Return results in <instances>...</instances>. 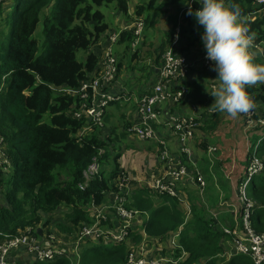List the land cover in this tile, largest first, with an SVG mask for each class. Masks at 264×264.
Listing matches in <instances>:
<instances>
[{"label": "trees", "instance_id": "16d2710c", "mask_svg": "<svg viewBox=\"0 0 264 264\" xmlns=\"http://www.w3.org/2000/svg\"><path fill=\"white\" fill-rule=\"evenodd\" d=\"M6 1L0 0V137L4 138L0 144L5 146L4 150L11 159L12 167L8 175L2 177L4 166L0 165V183H5L4 192L1 191L0 196V244L8 236L18 234L28 226H31V232L36 236L43 237L42 230L45 229L47 233H52L49 224L56 219L53 218L54 214L60 211L64 214L57 225L71 234L82 222L94 221L95 218L87 214V207L93 200L96 204H101L107 200L108 194L115 192L119 197H125L128 210L134 208L146 215L144 222L142 226L132 225L131 242L122 240L116 243H97L88 240L81 247L79 264H125L131 243L138 244L147 238L146 243L150 247L152 242L179 227V247L169 250V254L178 258L182 250H186L188 256L176 264H221L220 255L224 252L225 241L231 238L224 232L223 226L233 225L235 215L232 209L227 211V207L221 205L229 203L232 192L238 197L239 187L246 179L243 172H240L235 181L230 180L223 172L218 171L221 163L216 161L215 169L219 174L217 181L212 178L210 160L205 158L207 165L199 169L204 176L212 178L213 186L206 184L204 198L196 188L184 187L191 207L187 220L183 202L170 193L137 185L126 194L124 187L120 185L122 167L117 161L120 153L115 156L116 164L113 169L107 171L110 151L115 148V139L119 138V134L112 136V133H116L118 124L111 127V135H106L111 113L106 111L104 114L102 128L84 116L74 115L80 102L85 101L81 93L73 95L56 92L54 89H78L98 69L100 53L90 49L92 46L98 47L96 44L109 29L106 14L101 10L103 5L112 4L116 11L126 16L132 14L133 17L137 15L143 18L144 15L143 40L146 38L145 26L154 28L162 6L170 2L181 5L177 14L171 15V25L159 44L158 54L153 56L154 62L157 63L161 53L173 43L179 22L182 32L176 50L189 57H200L205 52L200 40L202 28L193 17L186 14L188 6L180 0H141L133 13L129 11V0H11L13 2L8 8L5 7ZM225 2L239 7V18L242 19L240 23L253 36V46L260 48L259 52L252 55L253 60L264 64V4H258L257 0ZM191 6L193 9L199 7L195 0H192ZM152 7L153 14L147 12ZM182 9L185 10L180 16ZM255 14L257 16L253 18ZM41 19L44 40L33 36ZM134 39L135 27H130L120 31L117 43H124V53H127L130 52ZM138 49L139 47L135 49L132 56L135 59L138 58ZM79 50H89L83 61L78 59ZM122 66L123 60L119 59L117 77ZM157 67L159 66L151 69L152 75L144 86L152 83ZM204 74L216 75L212 70L205 69ZM186 83L191 86L188 79ZM246 90L254 105V117H264V83L247 86ZM121 91L133 94L132 90ZM117 103L119 101L111 104ZM181 111L185 112L184 109ZM205 112H202V124L197 128L205 135L198 144L204 151L209 147L207 133L215 130L222 120L221 112L215 111L208 115ZM46 113L50 115V122L43 120ZM239 115L243 120L245 138L251 135L247 164L251 153H255L263 162V169L254 174L249 182L247 196L255 203L251 212L252 226L257 232H264V126L247 129L245 115ZM88 123L94 126L92 130L79 136V131ZM258 140L261 142L255 150ZM100 149H104L101 154ZM95 155L99 158L100 174L81 188L79 184L84 181V170ZM61 174H65V178L60 179ZM213 189L216 192L213 193ZM222 192L223 199L220 198ZM242 210L241 203L240 214L237 215L241 222ZM66 222H71L75 229L66 226ZM118 223L120 220L115 217V213H110L102 225L104 228L109 225L115 227ZM26 261L28 264H72L71 258L65 256L45 261L33 256H19L14 262L6 264H25ZM227 264L255 263L250 255L237 253L230 256Z\"/></svg>", "mask_w": 264, "mask_h": 264}, {"label": "built area", "instance_id": "2783aa9c", "mask_svg": "<svg viewBox=\"0 0 264 264\" xmlns=\"http://www.w3.org/2000/svg\"><path fill=\"white\" fill-rule=\"evenodd\" d=\"M257 3L264 4V0H257ZM184 10H181L180 16ZM260 12L261 10L257 14ZM257 14L252 17H256ZM130 27H135V39L131 43L132 48L135 50L142 42L144 30V20L142 17H135L134 22L127 23L121 26L118 31L110 34L108 45L106 48L104 47L105 49H103V53L99 59L98 69L93 76L82 82L81 87H78V89L61 88V91L65 93L73 95L81 93L82 97L85 98V101H81L74 111V115L77 117L84 116L92 123L103 127L102 119L109 104L117 101H130L132 99L133 94L117 90V86L113 82L117 71V60L113 52V44L117 43L120 31ZM181 32V22H179L175 29L173 43L163 53L162 62L157 69L155 83L151 90L143 93L139 99L136 98V116L128 126L127 132L137 137L138 140L157 144L158 154H156V157L157 161L162 165V173L151 178L149 177L145 181V185L158 192L170 193L173 196L179 197L183 203H186L187 200L180 194L178 185L181 181L185 184V180L187 179L193 182L196 189L199 190L201 197L204 198L206 180L199 169L198 156L194 146L196 130L202 123L203 115L202 110L201 112L199 111L196 103L191 104V113H182L181 102L191 93L190 87L186 83L191 68L199 62L205 70L212 69L210 67L211 62L205 58V52L200 57H189L184 52L176 50V45L180 42ZM110 64L114 65L113 70H109ZM106 66H108V71L106 70ZM163 103L165 106L161 109ZM207 113L213 114L215 111L211 107H208ZM254 114L255 111L252 109L244 114L247 129L264 126V117L256 118ZM93 127L91 123H88L79 131L78 135H84L86 132L91 131ZM161 128L173 134L176 138L175 144L177 145V149L175 151L171 149L167 137L162 134ZM3 141V137H0V142ZM260 142L261 140H258L255 150L259 147ZM2 146L3 144H0V165L5 167L4 161L11 159L5 153ZM215 150V146L208 148L209 153ZM103 151L104 149H100L99 153L101 154ZM121 167L120 185L125 190L128 187L129 180H132V178L130 179L127 176L129 173L123 165ZM262 169V160L255 153H251L249 162L245 166V172H243L246 179L240 185L238 193L243 207L241 226L238 227V225H235V222L233 225L226 224L223 226L224 232L233 236L234 252L230 256L237 253L250 255L255 264H263L264 262V232H257L252 226L251 212L255 203L247 196V187L252 176L258 174ZM99 174L100 162L98 155H95L84 170V181L79 186L84 188L91 179ZM116 194L120 202L125 200V197H119V194ZM90 206L92 207L88 209L91 211L89 215L95 219L89 225H79V242L85 240H97L103 243L120 242L126 240L130 235L132 225L138 224L142 226L143 224L144 218H140L131 224L132 218L139 214L140 211L134 208L128 210L121 203L117 205L115 213L117 216L123 218L124 221H120L115 227L109 225L104 228L102 222L106 220L109 213L105 210L103 202L96 204L93 200ZM188 217H186V220ZM180 230L181 227L176 231L169 232L165 237L156 240L158 244L150 246L152 248L151 251L144 252L143 247L140 253L130 252L125 264H170L175 262L176 258L169 254V250L179 247L178 238ZM53 236V232L47 233L45 229L41 238L42 244H40L36 240L37 236L32 234L31 226L26 227L23 231L20 230L18 234L8 236L0 244V264L8 263L6 257L9 250L18 246H26L29 251L36 252L38 260L45 261L60 257L66 250L49 246ZM176 237H178L177 240ZM144 240L143 245L149 248L148 243H146L147 241L145 240L144 242ZM186 256L187 252L182 250V255L179 258ZM69 257L71 258V256Z\"/></svg>", "mask_w": 264, "mask_h": 264}, {"label": "rangeland", "instance_id": "374dc122", "mask_svg": "<svg viewBox=\"0 0 264 264\" xmlns=\"http://www.w3.org/2000/svg\"><path fill=\"white\" fill-rule=\"evenodd\" d=\"M139 1H141V0H129V7L133 13L136 12L135 9L137 8ZM158 1H162V0H158ZM12 2L13 1H11V0H7L5 2V7L8 8ZM156 5H158V4H156ZM181 7H182L181 5H176V4H173L171 2L166 3V5L162 6L158 12L157 23L154 26V28H152V27L149 28L148 26H145V33H146L145 37L146 38H145V40L142 39V43L144 41V45L139 44L136 47V48L139 47L138 58L135 59L132 57L133 53L135 52V50L133 48H131L130 52L128 51L126 53L128 56V59L127 58L125 60L123 59L122 70L118 74L119 77L117 79V73H116L115 79L113 80V82L115 83L116 86H118L117 83L120 84V81H121L122 85L124 87H127L126 91L133 88L132 89V91H133L132 99L130 101H128V102H130V104L136 103V98L139 99L142 96V94H141L142 90L139 91V88L141 86H144V83H146L148 81L149 76L152 75L153 71H151V69H153V67L159 66V64H161L163 53H161V56L158 59L157 63L154 62L153 56L158 54V52H159L158 48H160L158 44H160L161 40L164 38V35L168 30V27H170V25H171V21H170L171 15H173L175 13L177 14L178 10ZM101 10L103 11V13L105 12L106 20L109 23H112L113 26L116 27L115 31H118L119 28H118V26H116V20L113 17V12H112L115 10L114 6L112 4L107 5V6L103 5V6H101ZM147 12H151V14H153L154 8L152 7L150 9H147ZM4 15H5V13H4ZM135 17H138V16L136 15ZM135 17H133L132 14L126 16L122 13H119L118 15H116V18L118 20L127 21L128 23L134 22ZM143 18H144V15H143ZM238 19H239V22L242 20L241 18H238ZM127 22H125V23H127ZM42 29H43V19H41L39 21L33 36L39 38V40H44V35L42 32ZM106 42H107V44H106ZM104 43L106 44L105 45V48H106V46L108 45V41L99 40L98 43L96 44V45H98V47L92 46L90 50L95 51L97 54H99L100 51H102V53H103V49H105L103 46ZM155 44H157V45H155ZM124 45H125L124 43L113 44V52L116 55L117 61L122 56V50L124 48ZM102 46H103V48H102ZM249 51H250V54L253 55L254 53L259 52L260 48L258 46L252 45ZM160 52H161V50H160ZM88 53H89V50H79L77 52L78 59L82 60V61L85 60V57ZM109 66H110L109 70L114 69L113 64H110ZM106 70L108 71V66H106ZM193 70L198 72V77H197L196 81H192L191 83L196 82L198 84V86L196 88H194L195 86L194 87L190 86V92H191L190 95L188 97H185L181 102V107L185 111L182 113H191V110H190L191 104L196 103L198 105L199 111L201 112V110H202V112H203L205 110L206 111L205 115H208L207 108L209 107V105H211L213 103L214 98L207 93V91L205 90V87L210 88V85L212 84L211 81L215 82L212 79H214L216 77L217 73L214 72L216 75H211V74L205 75L204 69L201 67L199 62H197L196 65H194L191 68L190 73ZM146 73L148 74V76ZM141 74H143V75L141 78H139ZM190 75H189V79H190ZM138 79H141L142 81H140ZM216 82L218 83V81H216ZM61 88H63V87L55 88L56 92H60ZM151 88H152V86L146 87V90L149 91V90H151ZM67 91L70 92V90H68V89H67ZM61 92H63V91H61ZM63 93H65V92H63ZM206 95H207V99H205ZM189 97H191V98L189 99ZM119 102H122V101H119ZM205 102H208L209 104L204 105ZM164 106H165V104L163 103L161 106V109H163ZM111 107H112V105L109 106V108H111ZM115 113L116 114L110 118V122H109L110 124H107L108 128H109L108 129L109 131H107L108 133L111 131V127L114 128L113 126H116L117 124H121V126H123V124L125 125V119L123 117H119L117 110H115ZM221 116H222V120H221L220 124L218 125V127L215 130H212L211 132L207 133V135H206V137L209 139V142H208L209 147L210 146L216 147V150L213 151L212 153L208 152L209 147L205 151L203 149L199 148L198 144L203 141L205 135L202 133V130L200 128L198 130H196V134H195L196 137H195L194 146H195V151H196V154H197L198 160H199L198 166L200 165L199 167L201 169V166L207 165V163L204 162V160L206 158V159L210 160V162H211V163H209V168H210L212 178H215L218 181V178H219L218 171H221L226 175V177L228 179L235 181L236 178H238L240 172H245L244 166H246V164H247L246 161H247V157H248V149L251 148V140L249 138V137H251V135H248L247 139L245 138L246 135L244 134L243 120L239 114L237 116L233 117V116L228 115L227 113L221 112ZM43 120L45 122H50L49 113L44 114ZM102 121H103V119H102ZM103 125H104V122H103ZM249 127H251V125H249ZM102 128H104V126ZM255 128H257V127H255ZM259 131H261V130H259ZM102 132L106 133L105 131H103V129H102ZM116 132L120 133L121 130H117ZM114 134H115V132H114ZM127 134H129L131 137L129 136L127 139L126 135H122V136H119L118 139H115V148L110 151L107 171H110L115 166V164H116L115 156H117L118 153H120V157L118 158L117 161L120 162V164H122V161L125 160L126 156H128V155L133 156L134 155L135 157H137L139 154L138 149H143V146H140L141 142L137 139V137L132 136L128 132H127ZM2 147L4 148V146H2ZM156 154H158V148L156 149ZM126 161H127V159H126ZM216 161L221 163V166L218 167V171L215 169ZM4 165H5V167H4V171L2 173V177L8 175L9 170L12 167L11 160L6 159L4 161ZM189 165L191 166V164H189ZM126 171L128 172V170H126ZM65 176H66L65 174H61L59 176V178L62 179V178H65ZM127 176L130 179L132 177L130 174H128ZM204 178L206 180V184L209 183L210 186H213L211 177H208L205 175ZM146 179H149V177H146L143 179L139 178L138 180H129L128 187L125 189L126 194L129 193L130 189L139 185L143 180H146ZM140 180H142V181L140 182ZM4 186H5L4 182L0 183V196H1V191L4 192V190H3ZM189 187L196 188V186L194 184H190ZM205 188H206V185L204 187V191H205ZM182 190L185 193V189L183 188ZM195 191L197 192V190H195ZM198 192H199V190H198ZM214 192H216V190L213 189V193ZM222 197H223V192L221 193L220 198H222ZM183 198L186 199L185 195ZM239 201L240 200L238 199V197L236 195H234L232 192V195H230V199L228 200L229 203H227V205H221V206L227 207V209H228L227 211H229L231 209L234 211V214H236V217L234 218V222H235V225H238V227L241 226L240 225L241 221L238 218V216L240 214V208H241V203ZM121 203L123 206H127V202H125V200L123 202H120L118 200V195L115 192L108 194L107 200L103 201L104 208H105V210L108 211L109 214L115 213L117 205L121 204ZM91 207L92 206H88L87 210ZM182 207H183L184 211L186 212L185 217H188L191 214V207L188 206V199H187L186 203H183ZM61 209L63 210L64 207H61ZM90 213H91V211L88 210L87 214H90ZM63 214L64 213H62V211L54 214L53 218H56V219H54V221L49 224L50 230H52L54 233V236L50 240L49 246L55 247V248H63L65 250L68 249V251H64L61 256H65V257L71 256L72 264H79L80 258H81V247H82V245H84V243L86 244V242L88 240L79 242V235H78L79 225H77L78 227L75 229V226L71 222H66V226H72L75 229V231L71 234L68 233L67 231L61 230L59 228L57 223L62 220ZM145 216L146 215L142 211H140L139 214H137L135 217L132 218L131 224L135 223L140 218H145ZM215 216L217 217V215H215ZM115 217H118V219L122 222L124 221V219L117 216L116 213H115ZM143 222H144V220H143ZM82 225L86 226V225H89V223L82 222ZM42 234H43V230H42ZM228 235H230V234H228ZM230 236H231V238L229 240L225 241L224 252L220 255L221 256V260H220L221 264H227V261L229 259L230 254L234 252V244H233V238H232L233 236L232 235H230ZM41 238L42 237H40V236H37V238H36V240L38 242H40V244H42ZM177 238L178 237H176V240H177ZM146 239L147 238H145V240ZM126 240H129L131 242V234L126 238ZM145 240H144V242H145ZM97 243H98V241H97ZM157 244H158V242H156V240H155L150 245H157ZM143 247H144V252H146V251L148 252V251L152 250L151 247L146 248V246L143 245V241H141L138 244L131 243L129 246V253L132 251L135 253H140V250ZM17 255L26 256V257L27 256H33L34 258H37L36 252L29 251L26 246H18V247H13L9 250L6 259L8 260L9 257H15ZM25 264H28V263L26 262Z\"/></svg>", "mask_w": 264, "mask_h": 264}, {"label": "clouds", "instance_id": "9594fccd", "mask_svg": "<svg viewBox=\"0 0 264 264\" xmlns=\"http://www.w3.org/2000/svg\"><path fill=\"white\" fill-rule=\"evenodd\" d=\"M180 2L188 6L186 14L202 28L200 40L205 58L217 73L212 80L218 83L205 87L214 98L211 109L233 117L248 113L254 105L246 87L264 83V64L255 63L250 54L253 36L239 22V7L225 0H195L199 7L193 9L192 0ZM184 185L180 182L178 190Z\"/></svg>", "mask_w": 264, "mask_h": 264}, {"label": "crops", "instance_id": "0c3cea01", "mask_svg": "<svg viewBox=\"0 0 264 264\" xmlns=\"http://www.w3.org/2000/svg\"><path fill=\"white\" fill-rule=\"evenodd\" d=\"M129 11L132 12L131 9ZM112 12H113V17L116 20V26H118V28H121V26H124L125 24L128 23L127 21H122V20L120 21V20H118L116 18V15H118L120 12H118L116 10H114ZM125 22H127V23H125ZM115 29H116V27L113 26L112 23H109V29L104 32V34L102 35V37H101L100 40L108 41L109 34L115 32ZM106 44H107V42H106ZM106 44L104 43L103 46L105 47ZM142 44H144V43H142ZM155 45H157V44H155ZM103 46H102V48H103ZM202 47H203V45H202ZM124 50L125 49L123 48V50H122V56L119 59H122V60L123 59L125 60L126 58L128 59V56H127L126 53H124ZM101 54H102V51H100V57H101ZM157 69H158V67H157ZM157 69L155 71L156 73L153 75V81L156 80V78H157ZM190 74H189L190 75V79L188 77V80L190 81V83L192 81H196L197 80V77H198V72L195 71V70H193ZM118 77H117V79H118ZM153 81H152V83H153ZM152 83H150L149 85H146V86H141L139 88V91L142 90L141 91V94H143L146 91V87H151L154 84V83L153 84ZM211 83L212 84L210 85V88L213 85V82L212 81H211ZM117 85H118L117 88H118L119 91H121V89H127V87H124L122 85L121 81H120V84L117 83ZM191 86H193V87L195 86L194 88H196L198 85H197L196 82H194V83H191ZM132 89L133 88H131L129 90H132ZM190 98L191 97H189V99ZM205 99H207V95H206V98ZM205 104L207 105L209 103L208 102H205L204 105ZM110 105H112L111 108H109ZM209 107H210V105H209ZM115 110H117L119 117H123L125 119V122L126 123H125V126L124 127L121 126V124H118L119 126H118L117 130H121V132L120 133H117L116 132L115 134L113 133L112 136L114 137V136H116L118 134H119V136H122V132H123L124 135L127 136L126 138L128 139V137L130 135L127 134V128L132 123V120L136 116V104L135 103H131L130 104V102H128V101H122V102H119L117 104H109L108 107L106 108V111L108 113H111L110 115H112V116L116 114L115 113ZM106 111H105V113H106ZM109 122L110 121H108L107 124H110ZM127 123H128V125H127ZM106 127H107V130H108L109 129L108 128V125ZM161 130H162V134L167 137V141L169 142L171 149L173 151H175L177 149V145L175 144L176 138L174 137L173 134H170L168 131H165L162 128H161ZM108 134H110V133H107L106 135H108ZM139 141L141 142L140 143V146H143V149H138V151H139L138 156L137 157H135L134 155L133 156H131V155L126 156L125 160L122 161V164L121 165H123V167L126 170H128L129 174L135 180H138L139 178H142V179L143 178H146V177H150L151 178L152 176L160 175L162 173V165H161V163L159 161H157V157H156L157 144L154 143V142H145V141H141V140H139ZM126 159H127V161H126ZM146 180H143V181L141 180L142 183H140L139 185H145V181ZM185 182H186V184L187 183H189V184H187L184 187H189L190 184H193V182H191V180H189V179L185 180ZM184 187H180V194L183 197L185 195L186 200H187V196H186V194L182 190ZM221 199H223V197ZM235 217H236V214L234 215V218ZM19 256L20 255H17L15 257H9L8 260H7V262H14L16 258H19ZM184 259H185V257L184 258H179L178 257V258H176V261L175 262H172L170 264H176L179 261H182Z\"/></svg>", "mask_w": 264, "mask_h": 264}, {"label": "water", "instance_id": "95a60500", "mask_svg": "<svg viewBox=\"0 0 264 264\" xmlns=\"http://www.w3.org/2000/svg\"><path fill=\"white\" fill-rule=\"evenodd\" d=\"M39 231L41 232V228H39Z\"/></svg>", "mask_w": 264, "mask_h": 264}]
</instances>
